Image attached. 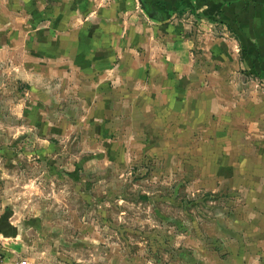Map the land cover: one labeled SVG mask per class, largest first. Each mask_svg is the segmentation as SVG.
Wrapping results in <instances>:
<instances>
[{
  "label": "rangeland",
  "instance_id": "374dc122",
  "mask_svg": "<svg viewBox=\"0 0 264 264\" xmlns=\"http://www.w3.org/2000/svg\"><path fill=\"white\" fill-rule=\"evenodd\" d=\"M59 4L0 0L7 264H264V81L184 99L168 66L150 78L144 48L57 30Z\"/></svg>",
  "mask_w": 264,
  "mask_h": 264
},
{
  "label": "crops",
  "instance_id": "0c3cea01",
  "mask_svg": "<svg viewBox=\"0 0 264 264\" xmlns=\"http://www.w3.org/2000/svg\"><path fill=\"white\" fill-rule=\"evenodd\" d=\"M59 1L56 19L63 23L56 26L57 30L106 32L109 40L119 42H112L119 50L144 48L146 60L143 64L149 69L150 78L161 79V75H155V69L163 70L168 66L175 81L182 83L184 99L206 90L214 96H223L225 88L222 84L217 85L216 80L224 82L225 86L227 80L235 85L246 74L264 81V0ZM111 24L116 28L110 27ZM203 39L205 44L201 43ZM199 46L214 50L208 61L196 52L194 54L193 48ZM223 58L228 60L230 68L221 80ZM203 64L208 70L202 74ZM204 81L209 85L208 89L204 87ZM239 90L229 89L233 95ZM170 94L174 95L173 92ZM170 94L162 95L167 96L164 102L174 99ZM261 191L260 197H264V188ZM256 205L264 208V199L256 201ZM14 238L15 229H7L1 224L0 241L4 242L10 257H16L14 254L19 247ZM13 250L14 254L11 253ZM8 262L20 264L12 259Z\"/></svg>",
  "mask_w": 264,
  "mask_h": 264
},
{
  "label": "built area",
  "instance_id": "2783aa9c",
  "mask_svg": "<svg viewBox=\"0 0 264 264\" xmlns=\"http://www.w3.org/2000/svg\"><path fill=\"white\" fill-rule=\"evenodd\" d=\"M0 264H6L5 254L3 252L1 245H0Z\"/></svg>",
  "mask_w": 264,
  "mask_h": 264
}]
</instances>
